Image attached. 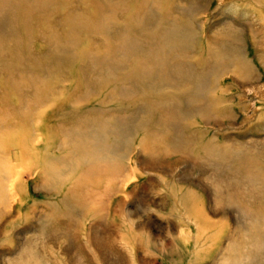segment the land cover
<instances>
[{
    "label": "rangeland",
    "instance_id": "obj_1",
    "mask_svg": "<svg viewBox=\"0 0 264 264\" xmlns=\"http://www.w3.org/2000/svg\"><path fill=\"white\" fill-rule=\"evenodd\" d=\"M0 264H264V0H0Z\"/></svg>",
    "mask_w": 264,
    "mask_h": 264
}]
</instances>
